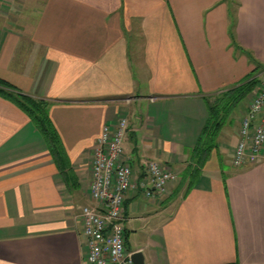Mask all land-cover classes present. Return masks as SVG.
Here are the masks:
<instances>
[{"label": "crops", "instance_id": "1", "mask_svg": "<svg viewBox=\"0 0 264 264\" xmlns=\"http://www.w3.org/2000/svg\"><path fill=\"white\" fill-rule=\"evenodd\" d=\"M260 70L264 0H0V79L46 103L55 139L0 97V264H84L75 216L97 208L93 146L120 118L125 251L144 264H264V159L231 165L248 95L226 106L201 160L194 151L208 104ZM150 160L176 174L162 194Z\"/></svg>", "mask_w": 264, "mask_h": 264}, {"label": "built area", "instance_id": "2", "mask_svg": "<svg viewBox=\"0 0 264 264\" xmlns=\"http://www.w3.org/2000/svg\"><path fill=\"white\" fill-rule=\"evenodd\" d=\"M240 119L231 165L241 167L264 159V72L247 96ZM126 128L123 118L113 127L103 125L96 139L89 169L88 195L97 208L82 206L75 216L85 238L84 264H132L124 247L122 205L131 188L130 167L124 160L121 140ZM145 172L152 189L164 193L176 174L158 161H146ZM142 187V183H139ZM149 197V192H144Z\"/></svg>", "mask_w": 264, "mask_h": 264}, {"label": "trees", "instance_id": "3", "mask_svg": "<svg viewBox=\"0 0 264 264\" xmlns=\"http://www.w3.org/2000/svg\"><path fill=\"white\" fill-rule=\"evenodd\" d=\"M260 72L263 73V70H260ZM257 82V77L248 75L243 81L238 84V86L222 93L221 97L218 99L219 101L217 99H214L213 102L208 104V116L206 119V123L198 136L194 148V151L198 154L199 160H201L213 146V140L216 136L220 121L223 117L222 116L220 118L219 113L221 109L219 108V104H217V102H221L222 104V102L226 101L225 107L228 105H233L234 103L238 102L240 99L248 95ZM0 97L11 101L17 107H19V109L28 117L31 123H33L35 128L40 134H42L44 138L49 140L52 136L51 140L54 144V132L46 115V103L44 101L33 99L27 95L17 92L12 86L2 81L1 79ZM197 166H199V162H197ZM196 174V169L189 170L184 173V175L188 177V187L192 183ZM184 175H181L180 182H183Z\"/></svg>", "mask_w": 264, "mask_h": 264}, {"label": "water", "instance_id": "4", "mask_svg": "<svg viewBox=\"0 0 264 264\" xmlns=\"http://www.w3.org/2000/svg\"><path fill=\"white\" fill-rule=\"evenodd\" d=\"M129 259L132 264H144L143 256L140 251H132L130 252Z\"/></svg>", "mask_w": 264, "mask_h": 264}, {"label": "rangeland", "instance_id": "5", "mask_svg": "<svg viewBox=\"0 0 264 264\" xmlns=\"http://www.w3.org/2000/svg\"><path fill=\"white\" fill-rule=\"evenodd\" d=\"M260 76H258L257 78H259ZM219 101V100H218ZM217 104H219V102H217ZM237 105L235 106V108H234V110H238V106L239 105H241L242 104V99H240L237 103H236ZM219 108L221 109V111H220V116L222 117V116H225V114H226V112L228 111V107H226V108H223L222 106H219Z\"/></svg>", "mask_w": 264, "mask_h": 264}]
</instances>
